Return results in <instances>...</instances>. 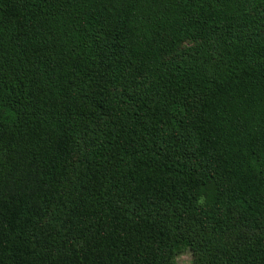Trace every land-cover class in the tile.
<instances>
[{
	"label": "trees",
	"instance_id": "1",
	"mask_svg": "<svg viewBox=\"0 0 264 264\" xmlns=\"http://www.w3.org/2000/svg\"><path fill=\"white\" fill-rule=\"evenodd\" d=\"M264 264V0H0V264Z\"/></svg>",
	"mask_w": 264,
	"mask_h": 264
},
{
	"label": "rangeland",
	"instance_id": "2",
	"mask_svg": "<svg viewBox=\"0 0 264 264\" xmlns=\"http://www.w3.org/2000/svg\"><path fill=\"white\" fill-rule=\"evenodd\" d=\"M175 264H191V254L189 251H183L176 256Z\"/></svg>",
	"mask_w": 264,
	"mask_h": 264
}]
</instances>
